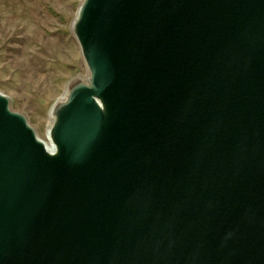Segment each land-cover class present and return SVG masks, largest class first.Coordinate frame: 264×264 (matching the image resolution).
Listing matches in <instances>:
<instances>
[{
    "label": "water",
    "instance_id": "95a60500",
    "mask_svg": "<svg viewBox=\"0 0 264 264\" xmlns=\"http://www.w3.org/2000/svg\"><path fill=\"white\" fill-rule=\"evenodd\" d=\"M71 30L48 144L0 92V264H264V0H81Z\"/></svg>",
    "mask_w": 264,
    "mask_h": 264
},
{
    "label": "rangeland",
    "instance_id": "374dc122",
    "mask_svg": "<svg viewBox=\"0 0 264 264\" xmlns=\"http://www.w3.org/2000/svg\"><path fill=\"white\" fill-rule=\"evenodd\" d=\"M81 0H0V92L46 140L48 114L86 68L71 23Z\"/></svg>",
    "mask_w": 264,
    "mask_h": 264
},
{
    "label": "bare ground",
    "instance_id": "6f19581e",
    "mask_svg": "<svg viewBox=\"0 0 264 264\" xmlns=\"http://www.w3.org/2000/svg\"><path fill=\"white\" fill-rule=\"evenodd\" d=\"M75 16H76V13H75V15H74V18H75ZM74 18H73V19H74ZM80 78H81L80 76H76V77L72 78V79L67 83V85L65 86V89H64L63 93L61 94V96H60L59 98H57V100L55 101V104L58 103L59 101H61V100H63V99L65 98L66 93H67L68 88L70 87V85H71L72 83H74L76 80H79ZM55 104H54V105H55ZM54 105H52L53 108H54ZM53 108L50 109L49 114H48V124H47V127H46V137H47V138H46V140L44 141V142L47 143V144H48V137H49V127H50L51 122H52V111H53Z\"/></svg>",
    "mask_w": 264,
    "mask_h": 264
}]
</instances>
